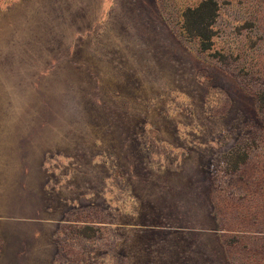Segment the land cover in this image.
Masks as SVG:
<instances>
[{"label": "rangeland", "instance_id": "obj_1", "mask_svg": "<svg viewBox=\"0 0 264 264\" xmlns=\"http://www.w3.org/2000/svg\"><path fill=\"white\" fill-rule=\"evenodd\" d=\"M198 1L0 0V264H264V0Z\"/></svg>", "mask_w": 264, "mask_h": 264}, {"label": "trees", "instance_id": "obj_2", "mask_svg": "<svg viewBox=\"0 0 264 264\" xmlns=\"http://www.w3.org/2000/svg\"><path fill=\"white\" fill-rule=\"evenodd\" d=\"M218 5L216 0H200L194 6H188L181 13V32L187 37H195L201 51L210 48L213 35V22L217 15ZM255 101L259 113L264 116V94H256ZM247 160L246 151L238 152L237 149L229 152L227 170L236 171ZM229 167V168H228ZM261 264V263H259Z\"/></svg>", "mask_w": 264, "mask_h": 264}, {"label": "crops", "instance_id": "obj_3", "mask_svg": "<svg viewBox=\"0 0 264 264\" xmlns=\"http://www.w3.org/2000/svg\"><path fill=\"white\" fill-rule=\"evenodd\" d=\"M215 241H216V239H215Z\"/></svg>", "mask_w": 264, "mask_h": 264}]
</instances>
